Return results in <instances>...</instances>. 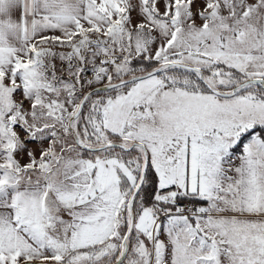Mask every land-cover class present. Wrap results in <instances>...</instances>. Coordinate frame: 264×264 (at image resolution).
Listing matches in <instances>:
<instances>
[{
  "label": "snow or ice",
  "instance_id": "obj_1",
  "mask_svg": "<svg viewBox=\"0 0 264 264\" xmlns=\"http://www.w3.org/2000/svg\"><path fill=\"white\" fill-rule=\"evenodd\" d=\"M0 264H264V0H0Z\"/></svg>",
  "mask_w": 264,
  "mask_h": 264
}]
</instances>
